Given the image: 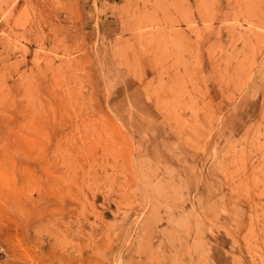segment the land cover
Returning a JSON list of instances; mask_svg holds the SVG:
<instances>
[{
	"label": "rangeland",
	"instance_id": "obj_1",
	"mask_svg": "<svg viewBox=\"0 0 264 264\" xmlns=\"http://www.w3.org/2000/svg\"><path fill=\"white\" fill-rule=\"evenodd\" d=\"M0 264H264V0H0Z\"/></svg>",
	"mask_w": 264,
	"mask_h": 264
}]
</instances>
